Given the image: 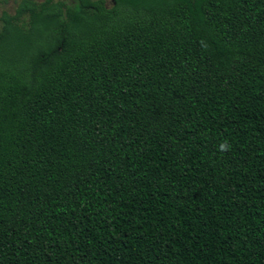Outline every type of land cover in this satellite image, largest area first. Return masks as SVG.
Instances as JSON below:
<instances>
[{
  "label": "trees",
  "instance_id": "16d2710c",
  "mask_svg": "<svg viewBox=\"0 0 264 264\" xmlns=\"http://www.w3.org/2000/svg\"><path fill=\"white\" fill-rule=\"evenodd\" d=\"M112 1L0 16V264H264V0Z\"/></svg>",
  "mask_w": 264,
  "mask_h": 264
},
{
  "label": "rangeland",
  "instance_id": "374dc122",
  "mask_svg": "<svg viewBox=\"0 0 264 264\" xmlns=\"http://www.w3.org/2000/svg\"><path fill=\"white\" fill-rule=\"evenodd\" d=\"M9 4L8 5H1L0 7V16L2 14V11H6L8 12L9 14H12L14 12V9L16 8V5H17V1L18 0H9ZM56 1H64L65 3H70L72 0H56ZM107 2H109L110 0H105Z\"/></svg>",
  "mask_w": 264,
  "mask_h": 264
},
{
  "label": "flooded vegetation",
  "instance_id": "af4514ba",
  "mask_svg": "<svg viewBox=\"0 0 264 264\" xmlns=\"http://www.w3.org/2000/svg\"><path fill=\"white\" fill-rule=\"evenodd\" d=\"M19 1V0H18ZM18 1H17V3H18ZM36 1H38V2H41V1H43V0H36ZM105 1V0H104ZM9 0L7 1V2H4V0H1V4H0V7H1V5H8L9 4ZM111 2H113L112 0H110L109 2H107V1H105V3H106V5L107 6H109V4L111 3ZM17 6V5H16ZM5 11V10H4ZM14 11H15V9H14ZM3 12V11H2ZM14 13V12H13Z\"/></svg>",
  "mask_w": 264,
  "mask_h": 264
},
{
  "label": "clouds",
  "instance_id": "9594fccd",
  "mask_svg": "<svg viewBox=\"0 0 264 264\" xmlns=\"http://www.w3.org/2000/svg\"><path fill=\"white\" fill-rule=\"evenodd\" d=\"M221 148L226 150V146L223 144L221 145Z\"/></svg>",
  "mask_w": 264,
  "mask_h": 264
}]
</instances>
